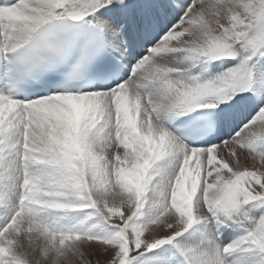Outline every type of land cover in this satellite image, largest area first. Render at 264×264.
<instances>
[{"label": "snow or ice", "instance_id": "obj_1", "mask_svg": "<svg viewBox=\"0 0 264 264\" xmlns=\"http://www.w3.org/2000/svg\"><path fill=\"white\" fill-rule=\"evenodd\" d=\"M0 264H264V0H0Z\"/></svg>", "mask_w": 264, "mask_h": 264}]
</instances>
